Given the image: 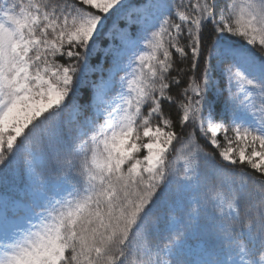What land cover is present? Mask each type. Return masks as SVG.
Masks as SVG:
<instances>
[{
  "label": "snow or ice",
  "instance_id": "6c2138e0",
  "mask_svg": "<svg viewBox=\"0 0 264 264\" xmlns=\"http://www.w3.org/2000/svg\"><path fill=\"white\" fill-rule=\"evenodd\" d=\"M0 264H264V0H0Z\"/></svg>",
  "mask_w": 264,
  "mask_h": 264
},
{
  "label": "trees",
  "instance_id": "16d2710c",
  "mask_svg": "<svg viewBox=\"0 0 264 264\" xmlns=\"http://www.w3.org/2000/svg\"><path fill=\"white\" fill-rule=\"evenodd\" d=\"M93 78H95V77H93Z\"/></svg>",
  "mask_w": 264,
  "mask_h": 264
}]
</instances>
